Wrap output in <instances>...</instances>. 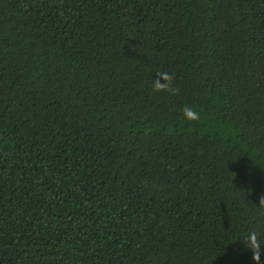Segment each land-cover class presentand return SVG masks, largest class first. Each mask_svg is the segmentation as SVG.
<instances>
[{
  "label": "trees",
  "instance_id": "16d2710c",
  "mask_svg": "<svg viewBox=\"0 0 264 264\" xmlns=\"http://www.w3.org/2000/svg\"><path fill=\"white\" fill-rule=\"evenodd\" d=\"M262 195L264 0H0V264H254Z\"/></svg>",
  "mask_w": 264,
  "mask_h": 264
},
{
  "label": "clouds",
  "instance_id": "9594fccd",
  "mask_svg": "<svg viewBox=\"0 0 264 264\" xmlns=\"http://www.w3.org/2000/svg\"><path fill=\"white\" fill-rule=\"evenodd\" d=\"M157 79L153 80L152 90L154 93L165 92L169 95H178L180 92L179 87L174 86V75L169 72L156 73ZM163 80L164 83L160 81ZM183 118L189 122H199L201 120V113L195 106H185L181 109ZM264 207V195L259 199V205ZM243 243L245 248L251 253V258L254 264H264V240L260 238V235L255 232H249L245 236Z\"/></svg>",
  "mask_w": 264,
  "mask_h": 264
}]
</instances>
